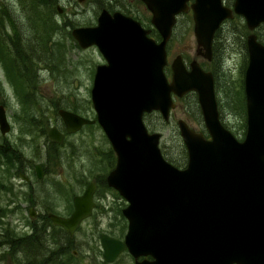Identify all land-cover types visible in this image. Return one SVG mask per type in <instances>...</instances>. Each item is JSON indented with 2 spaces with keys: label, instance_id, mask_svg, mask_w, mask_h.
<instances>
[{
  "label": "water",
  "instance_id": "95a60500",
  "mask_svg": "<svg viewBox=\"0 0 264 264\" xmlns=\"http://www.w3.org/2000/svg\"><path fill=\"white\" fill-rule=\"evenodd\" d=\"M141 1L152 14L160 42L148 39L147 31L119 14L102 12L96 27L71 30L79 48L94 46L105 61L95 67L89 93L95 120L56 111L67 134L96 122L115 157L105 184L126 204L120 211L126 230L121 241L99 236L101 257L107 264L122 252L134 260L151 258L134 264H264V46L252 33L264 24V0H233L231 9L221 0H194L190 5L195 47L206 61L222 21L238 16L249 32L242 79L246 132L241 142L218 121L209 72L194 61L186 70L176 56L169 64V80L163 73L165 43L175 15L186 12L187 0ZM189 92L196 96L208 139L176 122L186 151V166L179 170L163 159L160 134L149 133L142 119L155 112L166 123L174 108L171 95L181 98ZM8 131L0 106V133ZM45 134L50 142H62L54 127ZM34 170L41 179L40 166ZM94 189L91 180L72 198L71 215H49L51 223L71 236L91 215Z\"/></svg>",
  "mask_w": 264,
  "mask_h": 264
},
{
  "label": "rangeland",
  "instance_id": "374dc122",
  "mask_svg": "<svg viewBox=\"0 0 264 264\" xmlns=\"http://www.w3.org/2000/svg\"><path fill=\"white\" fill-rule=\"evenodd\" d=\"M120 1L124 6L129 3V0ZM223 1L229 4V0ZM36 5H30L28 0H0V10H6L8 19L13 21L19 49L24 51L19 62L16 60L18 76L13 77L8 70L14 64L15 53L7 42L12 34L0 22V105L10 127L6 135L0 136V264H15L13 250L6 242L10 241V235L16 239L28 232L24 220L26 207L33 206L39 213L54 210L56 214H68L72 196L80 195L91 179L95 180L94 209L74 233L70 253L73 251L76 257L72 264H106L101 258L99 236L104 234L121 240L126 230L120 214L126 204L105 184V176L114 165V154L96 124L67 136L63 145L52 151L43 131L46 126L58 124L56 111L59 109L94 119L89 93L94 68L103 60L94 47L79 48L70 36V28L39 23L34 15ZM73 6L82 12L75 19L79 26L93 22L94 4L81 5L72 0L67 7ZM144 25L148 27L147 23ZM252 33L264 38V27ZM248 34L243 20L236 18L224 22L216 36L223 50L218 52L216 86L220 119L238 140L242 139L245 123L241 96L246 57L241 45H245ZM194 51L190 15L180 16L167 42V62L180 55L187 63L193 59ZM196 61L204 70L213 68L204 60L197 58ZM142 120L149 133L160 134L158 148L163 159L173 161H180L184 156L176 122L181 120L195 131L203 130L196 102L187 96L176 100L166 123L157 113ZM2 142H6V149ZM27 164L30 169L36 164L42 167L40 181L28 170ZM19 174L32 182L31 193L29 185L18 178ZM16 256L24 259L21 251ZM111 264L133 263L123 253Z\"/></svg>",
  "mask_w": 264,
  "mask_h": 264
},
{
  "label": "flooded vegetation",
  "instance_id": "af4514ba",
  "mask_svg": "<svg viewBox=\"0 0 264 264\" xmlns=\"http://www.w3.org/2000/svg\"><path fill=\"white\" fill-rule=\"evenodd\" d=\"M73 1L76 4H81V5H85V4H87L89 6H91L92 4L95 5V6H93L94 9H95L94 10L93 22H87V24H85L84 26H79V24L76 23V20L75 19L77 18V16H80L82 14V12L80 10H78V9H75L74 6L72 8L67 7V5L68 6H71L72 0H41V2H38L37 5L35 6L36 13L34 15L38 18L37 21L39 23H48V24H51V26L58 24L59 26H61V28H70L71 30H73V29H76V28H94V27H96V25H97V18H98V16L102 12L105 13V14H107L109 17H111L113 14H119L122 17L128 18V19L134 21L135 23H137L139 25V27L143 31H147V34L145 36L148 39L153 40L156 44L160 42V37H159L158 33L156 32V30L154 29V27L152 26V24L150 22V19L152 17V14L147 9L146 5L141 0H129V3L127 5H125V6L124 5H121V1L120 0H80V1L73 0ZM193 1L194 0H187L186 3H185V5H186V12H180L179 14L175 15V17H174L175 20H174V24L171 27L170 36H169V38L167 39V41L165 43L164 51H165L166 65H165V67H163V73L166 76V79L167 80H169V76H170V71H169V64L170 63L167 62V42L171 38L172 29H173V27H174V25L176 23V19L178 17H180V16L190 15V19H191V31H192L193 23H192L190 5L193 3ZM132 2H135V5L134 6H133ZM232 3H233V0H229V4H224V1L221 0V4L224 7L229 8V9L232 8L231 7L232 6ZM150 5H151L152 8L157 7V5L156 4L153 5V3H150ZM84 11H86V10H84ZM236 18H240V17L233 16L232 19L222 21V23L219 25L218 29L215 31V33L213 35V38H212L211 47H210V52H211L210 61L204 60L200 56L202 54V51L199 50V49H196V47H195L193 59H191L187 63L183 61V58L180 55H176V56H179L180 57V59H181L183 65H184V67L186 68V70H188V65H189L190 62L194 61V62L197 63V61H196L197 58L198 59H201V60H204L209 65H213V68L212 69H210V70H204V69H202L200 67V64L197 63V65L199 66V68L202 71L209 72L211 74V76H212V79H213V94H214V98H215V102H216V109H217V114H218V121H219L220 125L223 127V129H225L226 131H228L237 142H241L244 139L245 132H246L245 123H244V131H243L242 139L241 140H238L237 137L233 133H231L229 130H227L222 125V123H221V119H220V109H219V100L217 98L218 95H217V88H216L218 75H217V72L215 70L216 63H217L215 61V56L219 52L220 49H221L220 52L223 51L222 48H221V42L220 41H217V39H216V34L219 32L220 27L222 26V24L224 22H230V21H233ZM0 22L5 23L6 26H9L10 25V22L8 21V15H7L6 10H3V9L0 10ZM11 23H12V25L14 24L12 20H11ZM146 23L148 24V27L147 28L144 25ZM56 27H58V26L56 25ZM90 47H94V46H90ZM90 47H88V48H90ZM94 48L96 49V47H94ZM245 57H246V52H245ZM102 60H103V58H102ZM101 65H105V61L104 60H103V63ZM94 70H95V68H94ZM188 95H193V97L195 99V102H196V105H197L196 96H195L194 93L189 92V93L185 94L181 98H184V97H186ZM181 98H176L173 95H171V99H172V102L174 104V107H175L176 100H179ZM241 99H242L241 102H242V106L244 107V113H245V98H244L243 86H242V96H241ZM0 106L3 108L2 105H0ZM197 108H198V112H199V115H200V120H201V123H202L203 130L200 131V132L195 131L192 128H190L185 122L184 123L192 131H194L196 133L202 134V136L207 140L208 139V135H207V132H206V130L204 128V125H203V122H202V118H201V114H200V110H199L198 105H197ZM3 111H4V108H3ZM73 114H75V113H73ZM150 114H152V113H150ZM75 115H77V114H75ZM244 116H245V114H244ZM79 117H81V116H79ZM81 118H84V117H81ZM143 118H144V116H143ZM84 119L89 120V121H94L95 120V117H94V119H87V118H84ZM6 122H7V120H6ZM95 124H96V122H94L93 124H90V125L81 126L80 129L76 133H78L85 126H91V125H95ZM50 127H54L56 129V131L62 136V142L60 144L50 142L47 139L46 134H45V129L46 128H50ZM9 130H10V127H9ZM43 131H44L45 137L47 139L48 149L51 150V151H52L53 148H59L60 146H62L63 145V142H64V140H65V138L67 136L75 135L76 134V133L67 134L65 132V127H64V125H63V123L61 122L60 119H59L57 125L46 126ZM39 132H40V130H39ZM6 134L7 133H5V134H1L0 133V136L2 137L4 135H6ZM2 146L6 149V142H2ZM182 147H183L184 155L186 157L185 148H184L183 145H182ZM36 165H38V164H36ZM36 165H34L32 169L29 168L30 167V164H27L26 165L27 168H28V170L30 169V171L33 172L35 178H36V175H35L34 167ZM185 166H186V158H185V164H183L180 167H175V166H173V167H175L176 169L181 170V169H184ZM40 170H41L42 177H43V172L44 171H43V169H42L41 166H40ZM18 178L24 184H27V186L29 185V189H30V193H31V191H33L32 190V185H31L32 182L28 180V177L24 176L23 174H21V175L19 174L18 175ZM37 180L40 181L41 179H37ZM91 180H93L94 181V184H95V180L94 179H91ZM76 196H78V195H76ZM73 197L74 196H72V198ZM72 198H71V205H70L71 211L68 214H66V213L56 214V213H53L54 210H47L46 212H43L42 211L41 213H39V211L36 210L33 206H31V207L28 206L25 209L27 211V213H26L27 218H25L24 220H25V222H27L26 223V229L28 230V232H25V233L21 234L20 235V238H22L21 239L22 241H25L26 240V237H29L30 235L35 234L37 232L38 233L37 236L42 241V244L44 243L43 245L45 246L46 250H48V248H50V247H52V249H57L58 250L57 251L58 252V255L57 256H60V260H56L52 264H72V262H74L76 260V257H75L74 252L72 251L70 253L71 248H72L71 239H72L74 233L80 227V225L86 219H88L92 215V212H93V209H94V207H93V209L91 211V215L88 218L83 219L82 221H80L78 227L73 231L72 235L71 236H68L67 233L62 228L53 225L51 223V220L49 219L48 216L49 215H54V216L59 217V218H62V219L68 218L71 215L72 211H73ZM107 237H109V236H107ZM110 238H112V237H110ZM113 239H115V238H113ZM116 240H118V239H116ZM7 243H10V241H8ZM67 253H70L71 254L70 257H69V255H67ZM123 253H126V252H122L121 254H123ZM120 255H118V256H120ZM57 256H55V257H57ZM131 259H132V263L133 264H134V262H141L143 260L151 261V258L150 257H138L136 260H134L133 258H131ZM102 261L104 262L103 259H102ZM26 263H27L26 261H20V264H26ZM46 263L47 262H45V261H41V262H38L37 264H46ZM104 263H106V262H104Z\"/></svg>",
  "mask_w": 264,
  "mask_h": 264
},
{
  "label": "trees",
  "instance_id": "16d2710c",
  "mask_svg": "<svg viewBox=\"0 0 264 264\" xmlns=\"http://www.w3.org/2000/svg\"><path fill=\"white\" fill-rule=\"evenodd\" d=\"M28 2L30 5L34 6V5H36V3L41 2V0H28ZM8 21L10 22V25L7 26V28H8V30L10 28L9 35L12 34V36L7 37V39L10 38V40H7V42L10 44L11 49L14 51L15 58H14V64H12L10 66L9 70L8 69H6V70H8V72L11 73L13 75V77H15V76H18V74H15V71L19 66V64L16 65V60H18V62H19V60L21 58L20 55L23 54L24 51L19 49L20 46H19V43L17 41L18 40L17 33L14 32V26L12 25L11 20L8 19ZM259 27H264V24H260ZM43 31H46V29H43ZM216 36H217V34H216ZM255 37H256L257 42H259L260 44H262L264 46V38L261 36H258V35H255ZM241 46L245 50V45L242 44ZM244 56H245V54H244ZM215 61L217 62L215 70H216V72H218V66H219L218 53L215 56ZM4 66H6V61H4ZM8 68H9V64H8ZM187 97L191 98L195 102L193 95H188ZM152 114H154V113H152ZM150 115L151 114L144 115V117H148ZM37 125H41V123H38ZM39 129H40V127H39ZM181 151H182V149H181ZM8 157H10V155ZM185 158L186 157L184 155L180 161H173L169 158L168 159L164 158V160L166 162H168L169 164L175 166V167H180L183 164H185ZM37 235H38V233L36 232L35 234H32L29 237H26L25 241H22L21 240L22 238L14 239V237L12 235L8 236V238L10 239V243L6 242V244L8 245L9 249L11 248L13 250L12 260H14L15 264H20V261H26L27 262L26 264H37L38 262H41V261H45L48 264H52L56 260H60V256H57L58 250L52 249V247H50V248H48V250H46L45 246L43 245L44 243L42 244V241L40 240V238ZM20 251L23 253V257H24V259H22V260H20L19 256H16L17 252H20ZM67 255H69V257H70L71 254L67 253ZM55 256H57V257H55Z\"/></svg>",
  "mask_w": 264,
  "mask_h": 264
}]
</instances>
